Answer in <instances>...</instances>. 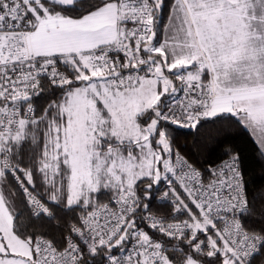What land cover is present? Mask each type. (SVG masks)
<instances>
[{"label":"snow or ice","instance_id":"6c2138e0","mask_svg":"<svg viewBox=\"0 0 264 264\" xmlns=\"http://www.w3.org/2000/svg\"><path fill=\"white\" fill-rule=\"evenodd\" d=\"M234 134L264 164V0H0V264H264Z\"/></svg>","mask_w":264,"mask_h":264},{"label":"trees","instance_id":"16d2710c","mask_svg":"<svg viewBox=\"0 0 264 264\" xmlns=\"http://www.w3.org/2000/svg\"><path fill=\"white\" fill-rule=\"evenodd\" d=\"M193 137H189L187 144L189 147L192 146ZM185 141L182 139L181 143ZM242 152L244 157L245 164L249 172V181H250V191L255 190L260 185L264 184V164L259 162V158L255 152V147L252 142L243 135L233 136L232 141ZM219 153H213L211 158L216 159ZM209 158L207 154H202L199 156L200 160H205ZM154 211H157L158 214L164 215L167 213V208L160 204V201L157 200L154 204Z\"/></svg>","mask_w":264,"mask_h":264}]
</instances>
